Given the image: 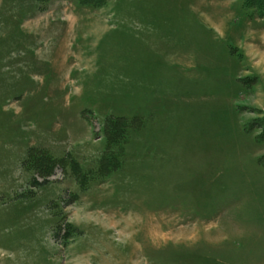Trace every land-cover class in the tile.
I'll list each match as a JSON object with an SVG mask.
<instances>
[{
	"label": "rangeland",
	"instance_id": "374dc122",
	"mask_svg": "<svg viewBox=\"0 0 264 264\" xmlns=\"http://www.w3.org/2000/svg\"><path fill=\"white\" fill-rule=\"evenodd\" d=\"M0 264H264V0H0Z\"/></svg>",
	"mask_w": 264,
	"mask_h": 264
}]
</instances>
